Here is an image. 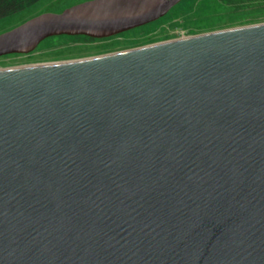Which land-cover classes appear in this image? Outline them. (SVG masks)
I'll use <instances>...</instances> for the list:
<instances>
[{
    "label": "water",
    "instance_id": "1",
    "mask_svg": "<svg viewBox=\"0 0 264 264\" xmlns=\"http://www.w3.org/2000/svg\"><path fill=\"white\" fill-rule=\"evenodd\" d=\"M182 0H87L0 56ZM0 264H264V22L0 69Z\"/></svg>",
    "mask_w": 264,
    "mask_h": 264
},
{
    "label": "rangeland",
    "instance_id": "2",
    "mask_svg": "<svg viewBox=\"0 0 264 264\" xmlns=\"http://www.w3.org/2000/svg\"><path fill=\"white\" fill-rule=\"evenodd\" d=\"M87 0H36L0 17V33L44 12H60ZM264 22V1L234 8L220 0H182L164 17L114 38L84 42L74 36H53L29 53L0 56V69L87 58L150 45L174 38Z\"/></svg>",
    "mask_w": 264,
    "mask_h": 264
},
{
    "label": "trees",
    "instance_id": "3",
    "mask_svg": "<svg viewBox=\"0 0 264 264\" xmlns=\"http://www.w3.org/2000/svg\"><path fill=\"white\" fill-rule=\"evenodd\" d=\"M16 1H21V0H0V17L7 14L9 11L17 9L19 5H21V4L18 5ZM220 1L225 2L234 8H241L244 7L245 5H251L260 2V0H220Z\"/></svg>",
    "mask_w": 264,
    "mask_h": 264
},
{
    "label": "flooded vegetation",
    "instance_id": "4",
    "mask_svg": "<svg viewBox=\"0 0 264 264\" xmlns=\"http://www.w3.org/2000/svg\"><path fill=\"white\" fill-rule=\"evenodd\" d=\"M36 0H21V1H16L19 4H22V2L24 3V5L28 6L31 4H33ZM77 4V3H76ZM23 5V4H22ZM74 5V4H73ZM69 7V6H68ZM67 8V7H66ZM7 14H5L6 16ZM4 16V15H3ZM142 27V26H141ZM137 28H140V27H137ZM137 28H134V29H137ZM133 30V29H131ZM131 30H128V31H125V32H122V33H119V34H116V35H113V36H109V37H104V38H96V37H90V36H85V35H79V36H74V37H79L80 39H83L84 42H87V43H95L97 41H102V40H106V39H110V38H114L116 36H120L126 32H129ZM120 51V50H119ZM110 53H113V52H110ZM104 54H108V53H104ZM101 55V54H100ZM96 56V55H95ZM93 57V56H91ZM83 57L81 58H74V59H71V60H75V59H82ZM70 59H67V60H61V61H68Z\"/></svg>",
    "mask_w": 264,
    "mask_h": 264
}]
</instances>
